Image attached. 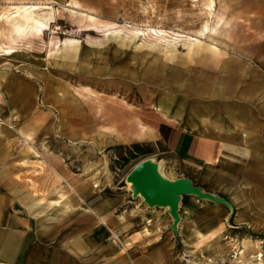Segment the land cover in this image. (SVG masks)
<instances>
[{
	"label": "rangeland",
	"instance_id": "1",
	"mask_svg": "<svg viewBox=\"0 0 264 264\" xmlns=\"http://www.w3.org/2000/svg\"><path fill=\"white\" fill-rule=\"evenodd\" d=\"M209 2H50L54 9L50 28L22 38L9 36L11 29L5 18L6 22H0V40L6 42L7 48L17 49L13 56H0V91L5 108L11 105L16 110L15 132L31 130L34 137H42L46 143L44 149L33 144L26 151V141L19 135L16 145L22 155L18 159L46 166L47 185L35 189L36 195L53 199L60 191L68 202L67 211L59 213L58 221L50 219L54 232L61 231L59 241L66 255L71 254L68 248L72 247L80 252L65 264H124L117 263L124 260L128 264H145L147 258L151 264H246L254 255L238 257L244 241L261 250L264 262V111L253 98L264 99V91L245 89L255 80L264 82V0H213V17ZM206 23L215 31L203 36L200 29ZM64 38L76 39V50L53 53L55 42ZM192 38L200 39L202 44L214 43L223 53L217 57L220 59L216 62L212 60L214 56L206 57L203 53L207 48L197 50L189 44ZM154 64L178 67L182 74L171 81L161 77L151 83ZM139 74L145 82L139 81ZM144 90L153 98L144 97ZM224 90L232 91L230 96ZM249 96L253 99L247 102ZM159 97L172 104V112L180 109V123L205 119V124L217 122L211 117L218 116L219 110L194 111L203 100L216 106L231 103L237 109L246 104L262 112L247 125L258 151L249 161L238 160L241 164L248 162L247 166H226L230 171H220L215 166L212 171H199L201 176L194 181L234 200L233 212L223 204L206 200L202 201L207 207H202L199 201L185 196L180 213L185 205L190 210L181 214L176 234L170 228L167 211L150 208L140 197H132L126 181L132 166L146 157L158 161L168 177L186 176L181 156L170 151L163 138L149 136L159 124L174 127L172 124L178 122L173 116L166 118L153 112V107L144 106L157 102ZM193 111L195 115L188 119ZM156 121L159 124L155 126ZM185 126L189 127L187 123ZM228 126L234 127L227 133L228 138L238 144L244 142L241 120ZM106 128L129 134L123 141L115 140ZM132 142L148 143L152 152L123 162L120 155L127 150L119 145ZM103 162L109 176L100 175L104 187L97 191L90 174L85 175V168ZM219 174L234 176V181L217 186ZM110 198L120 202L90 220L83 208L94 200ZM136 202L139 207L134 212L117 217L134 208ZM141 212L158 220V234L137 235L136 229L143 225ZM195 231L201 235L196 236ZM114 234L126 242L122 252L115 253L119 242H112Z\"/></svg>",
	"mask_w": 264,
	"mask_h": 264
},
{
	"label": "crops",
	"instance_id": "2",
	"mask_svg": "<svg viewBox=\"0 0 264 264\" xmlns=\"http://www.w3.org/2000/svg\"><path fill=\"white\" fill-rule=\"evenodd\" d=\"M63 1L64 0H0V15L14 10L13 4L19 2H37L40 6L39 10L42 11L44 9V11H47L51 6L48 3L53 2L54 4ZM43 5L48 7H43ZM3 21L6 22L3 17H0V22ZM14 35L16 34H9L11 37ZM228 38H230V35H228ZM5 43V41L0 40V44L4 47L7 46ZM207 50L208 51L203 54L205 56L208 55L206 57H209L210 55L214 56L212 57V60L216 62L220 59L217 57L223 54L219 51L218 47L216 49L207 48ZM226 65L228 66L229 63H226ZM229 68L232 69V67ZM181 74L182 73L178 67L170 65V67L167 68L162 67L159 64H154L153 80L150 82H156L157 79L161 77L164 78L163 80L166 82L171 81L179 78ZM142 79L145 78H142V74H139V81L145 82ZM6 87L8 88V84L5 86V91ZM252 87L256 88V91L258 90V92H262L264 91V82L261 80H255L254 82L249 83L248 86L246 85L245 89L250 91L253 89ZM151 89L154 92L155 89ZM210 92L213 93L214 90H211ZM231 92L232 91H225V94L229 93L230 96ZM146 96L150 99L153 98V96L151 98L150 95L146 94L145 91L144 97ZM253 98L254 101L260 103L261 108L264 111V99L261 97L258 98L257 96ZM253 98L251 96L247 97V102ZM4 103L5 100L3 101L2 92L0 91V106L4 105L3 107L5 108L6 103ZM171 105L170 102H167L161 97H159L155 103L148 102V104H144V106L153 107V109L155 106L168 108L169 114L168 116H164L166 118L173 116V119H177V124H172L174 127H171L160 125L157 122L159 117H156L157 123H154V125L156 126L159 124V127L153 129L157 132V135L154 138H163L168 144L169 150L181 156L182 167L185 171L184 175L190 177L193 181L196 182V180H199L198 178L201 176L202 172L216 169L215 166H218V170L220 171H226L227 169L230 171L231 168H226V166H247L246 164L248 162H243L241 164L238 160L241 161L243 159L249 161L251 156L258 154L256 149L257 142L256 140H252V137L250 138L247 125L248 123H251L252 120L259 118L258 116L259 114H262V112H255L253 109L247 107L246 104H241V108L237 109L236 105L231 103H222L221 105L217 104L216 106L213 103H207L203 100L196 104L197 109L194 111L200 112L209 110L211 113H217V110H219L218 116L216 114L211 117V119L217 122L205 124L206 119L205 121L189 120L186 122L187 126H189L187 128L185 126L186 123H180L181 117L177 116L180 109L178 108L179 112L177 109L176 112H172L170 109ZM10 106L11 105H9V107ZM156 111L157 110H154L153 112ZM194 111L188 115V119L191 118V115H195ZM0 112L2 117V124L0 123V264H65L67 259L71 260L73 257L75 258V255L80 254V252L72 247L68 248L70 249L68 252L71 254L68 256L66 255L65 247L61 245L62 243L59 241L61 231L57 234L54 232V227L50 226V219L58 221L59 213L65 212L67 209L57 208L51 210L48 207L43 206L37 212L34 211V204L42 198L39 197V194H35V189L37 190L46 187L47 179L44 178V174L47 171V168L40 163H33L35 160H30L32 162L26 160L24 162V160L18 159L19 155H22L21 151H17L16 145L19 136L17 135L18 137L11 139L14 134H17L14 128V123H16V110H14L15 114H13L14 116L12 115L13 117L11 118H5L4 115L2 116L3 111L1 109ZM160 113L162 114V112ZM162 118L164 119V117ZM240 120L243 123L242 135H244V142L238 144L237 142L231 141L230 138H228L227 133L231 132L234 128L228 125ZM10 125H13V128ZM26 131L32 133L31 130ZM5 136L9 138L8 142L6 141ZM22 140L26 141L24 143L27 144V147H24L23 144V149H26V151L28 150L27 148L33 144L42 146V148L46 147L44 139L42 137H34V133H32V139L29 140L23 138ZM234 140L237 141L236 138ZM40 155H42V159H44L43 153L40 152ZM242 169H245V167H242ZM199 171H201V173H199ZM89 177L93 180V186L95 187V176L90 174ZM233 177L234 176L228 175L227 177L219 174L217 176L216 184L217 186H220L221 183L226 182L225 186H228L227 182L230 183L233 180ZM103 187L104 186L102 185L98 188L95 187V189L100 191ZM76 194L79 195L78 193ZM192 199L199 201V204H201L202 207H207L204 201L199 200L194 196H190V200ZM103 200L104 199L94 200L92 204H87L83 208L85 212L90 214V220H92V216H97V214H99L94 211V206H97L100 209V213H103L110 206L112 207L120 202V200L116 198H110L109 205H102ZM233 201L234 200L232 199L230 200L232 204L235 202ZM138 203L139 202H136V206L129 211H123L117 214V217L122 218L125 213L128 214L134 212L136 208L139 207ZM189 210V206H183L180 216L181 214L183 216V214L189 212ZM140 215L143 220V225L136 229L137 235L142 237L143 235L158 234V231L160 230V227H158L156 223L158 220L154 219L151 214L144 212H141ZM237 221L242 220L237 218ZM194 233L196 236L201 235V232L199 231H195ZM137 235L135 234V237H137ZM112 236L113 240V238L118 235L114 234ZM118 237L125 247L126 242L122 241L120 236ZM55 240H57L56 243H51V241ZM90 241L92 242V238ZM123 250L124 248H117L115 253H119V251L122 252ZM166 254L170 255L169 252ZM120 262L128 264L127 260L117 261V263ZM145 264H151V259L147 258Z\"/></svg>",
	"mask_w": 264,
	"mask_h": 264
},
{
	"label": "bare ground",
	"instance_id": "3",
	"mask_svg": "<svg viewBox=\"0 0 264 264\" xmlns=\"http://www.w3.org/2000/svg\"><path fill=\"white\" fill-rule=\"evenodd\" d=\"M212 2L213 0H210L209 2L210 4L208 5L210 6V11L212 8L211 4H213ZM13 7H14V10L9 11L6 14H1L0 17L5 18V20L9 23L11 33L16 34L15 37L21 36L22 38V36H29L31 34H35V35L41 34L42 30L50 28V24L54 21V14H53L52 6H50L47 11H44V9L42 11L39 10L40 6L37 2H19V3L13 4ZM43 7H48V6L43 5ZM88 16L91 19H94V15L88 14ZM210 16L212 17L214 16V11L210 12ZM214 31H215L214 26L206 23L200 29V34L203 36H208ZM77 43L78 41L73 38H64L63 40H59V41L57 40L55 42L53 53L54 51L76 50ZM202 43L203 42L198 38H192L191 41L189 42L190 45L192 44L195 45V48L197 50L205 49V48H212V49L217 48V46L214 43H206V42H204L205 44H202ZM15 50L17 51V49ZM15 50L14 48L13 49L9 47L7 48L0 44V56L1 55L2 56H13V52ZM3 106H0V109L3 111V115L5 116V118L13 117L14 116L13 114H15L14 112L15 109L11 108V106L9 108H4ZM154 110L162 112L163 115L168 116L169 114L168 108H162L160 106H155ZM0 123L2 124V117H1ZM1 124H0V127H1ZM10 126L13 128V125H10ZM105 131L112 134V139L119 140V141L123 140L124 136L129 134L128 132L124 134L114 128H106ZM17 135L23 136V138L25 139H29V140L32 139V133L30 131L18 129L17 134H14L11 139H15V137H18ZM156 135H157V132H155L154 130L150 131V134H149L150 137H155ZM5 139L7 142L9 141V138L7 136H5ZM159 168L161 171L160 163H159ZM87 174H92L95 176L94 183H95L96 188L101 187L103 185L100 181V175L104 174L105 177L109 176V172L107 170V166L105 162H103L100 165H94L91 168L86 167L85 175ZM128 184L130 185V182H128ZM109 201H110L109 199H104L102 205H109L110 204ZM43 206H46L51 210H54L57 208L68 209V202L64 194L58 191V196L56 198H53V199L40 198L39 201L34 204V211L37 212ZM164 208L168 209L167 207H164ZM93 209L94 211L100 213V209L97 206H94ZM113 241H115V243H117L118 241L119 244H116V246H118L117 248L123 249L124 246L122 245L118 236H115L112 242ZM249 245L250 244L248 242L244 241V248L239 252L238 257L242 259L245 253L248 255L253 254L254 257L252 256L251 259L247 260L246 264H264L261 250L255 246L249 247Z\"/></svg>",
	"mask_w": 264,
	"mask_h": 264
},
{
	"label": "water",
	"instance_id": "4",
	"mask_svg": "<svg viewBox=\"0 0 264 264\" xmlns=\"http://www.w3.org/2000/svg\"><path fill=\"white\" fill-rule=\"evenodd\" d=\"M126 181L130 182L132 197H140L150 208H168L164 209L171 217L170 228L175 234L181 220L180 205L185 196L223 204L230 213L233 212L232 203L224 195L204 189L187 176H166L160 171L159 162L151 157L135 163L128 171Z\"/></svg>",
	"mask_w": 264,
	"mask_h": 264
},
{
	"label": "trees",
	"instance_id": "5",
	"mask_svg": "<svg viewBox=\"0 0 264 264\" xmlns=\"http://www.w3.org/2000/svg\"><path fill=\"white\" fill-rule=\"evenodd\" d=\"M119 146L127 150L125 155H120V158L123 162H127L129 159L135 158L138 155L149 154L152 152L150 145L145 142H132L127 145Z\"/></svg>",
	"mask_w": 264,
	"mask_h": 264
},
{
	"label": "built area",
	"instance_id": "6",
	"mask_svg": "<svg viewBox=\"0 0 264 264\" xmlns=\"http://www.w3.org/2000/svg\"><path fill=\"white\" fill-rule=\"evenodd\" d=\"M0 120H1V114H0Z\"/></svg>",
	"mask_w": 264,
	"mask_h": 264
}]
</instances>
